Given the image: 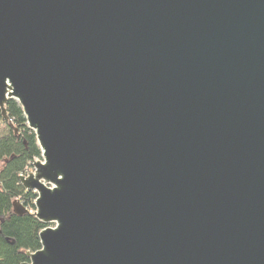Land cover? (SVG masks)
Instances as JSON below:
<instances>
[{
    "label": "water",
    "instance_id": "1",
    "mask_svg": "<svg viewBox=\"0 0 264 264\" xmlns=\"http://www.w3.org/2000/svg\"><path fill=\"white\" fill-rule=\"evenodd\" d=\"M9 100L23 264H264V0H0Z\"/></svg>",
    "mask_w": 264,
    "mask_h": 264
},
{
    "label": "trees",
    "instance_id": "2",
    "mask_svg": "<svg viewBox=\"0 0 264 264\" xmlns=\"http://www.w3.org/2000/svg\"><path fill=\"white\" fill-rule=\"evenodd\" d=\"M5 110L7 122L0 114V264H23L28 262V253L41 249L39 234L51 225L33 215L37 195L20 183V177L28 175L35 160H41L36 136L14 100L7 102ZM14 201L28 213L13 214Z\"/></svg>",
    "mask_w": 264,
    "mask_h": 264
},
{
    "label": "rangeland",
    "instance_id": "3",
    "mask_svg": "<svg viewBox=\"0 0 264 264\" xmlns=\"http://www.w3.org/2000/svg\"><path fill=\"white\" fill-rule=\"evenodd\" d=\"M31 172H33V169H31L29 173H31ZM29 173H28V174H29ZM53 227H54V226L51 225V228H53Z\"/></svg>",
    "mask_w": 264,
    "mask_h": 264
},
{
    "label": "built area",
    "instance_id": "4",
    "mask_svg": "<svg viewBox=\"0 0 264 264\" xmlns=\"http://www.w3.org/2000/svg\"><path fill=\"white\" fill-rule=\"evenodd\" d=\"M35 161H40V160H35Z\"/></svg>",
    "mask_w": 264,
    "mask_h": 264
}]
</instances>
